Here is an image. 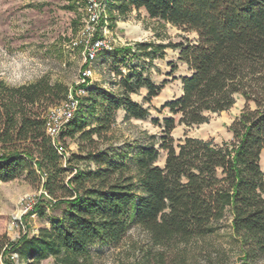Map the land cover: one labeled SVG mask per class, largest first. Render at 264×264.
<instances>
[{
    "label": "trees",
    "instance_id": "16d2710c",
    "mask_svg": "<svg viewBox=\"0 0 264 264\" xmlns=\"http://www.w3.org/2000/svg\"><path fill=\"white\" fill-rule=\"evenodd\" d=\"M114 2L120 15L144 10L149 19L195 35L166 45L138 42L134 52L114 49V66L136 58L150 63L163 58L167 48L176 51L188 71L178 77L181 93L159 108L168 117L161 123L152 119L161 129L159 136L100 149L98 141L118 111L126 120L150 115L131 96L145 89L143 101L149 103L166 80L156 84L143 67L131 64L118 80L119 95L86 86L59 136L62 141L77 133L78 151L62 164L44 121L46 109L60 105L69 90L45 76L13 87L0 81V181L38 173L42 199L47 197L49 208L60 211L59 217H48L47 228L8 244L6 253L24 264H40L48 257L53 264H91L95 243L118 246L138 228L156 248L140 264H186L178 254L168 261L164 251L212 235L228 215L242 264H250L254 254L264 255V170L259 163L264 152V0ZM95 34L90 42L97 39ZM174 70L173 65L169 74ZM236 97L244 104L228 127L231 141L185 136L174 142L176 125L205 123L210 115L229 110ZM97 103L103 105L101 114L86 129L85 117L95 113ZM161 151L162 166L157 164ZM41 206L34 204L28 215L40 212ZM4 263L12 264L7 259Z\"/></svg>",
    "mask_w": 264,
    "mask_h": 264
},
{
    "label": "rangeland",
    "instance_id": "374dc122",
    "mask_svg": "<svg viewBox=\"0 0 264 264\" xmlns=\"http://www.w3.org/2000/svg\"><path fill=\"white\" fill-rule=\"evenodd\" d=\"M114 3V0H0V81L7 86L28 84L43 76L51 83H62L69 92L83 86L79 80L87 62L84 51L95 32L97 39L106 40L110 48L98 52L95 59L86 65H90L92 74L86 82L87 86L95 84L119 95L118 80L131 64L143 67V73L156 84L166 80L161 92L149 103L143 101L145 89L131 96L135 102L147 107L150 115L143 120H126L123 111H118L115 121L98 141L100 149H119L134 142L146 141L150 135L159 136L161 129L152 123V119L157 118L161 123L162 118L168 117L165 111L158 110L164 102L180 95L178 77L188 74L186 66L177 60V52L170 48L164 50L163 58H154L150 63L136 58L133 62L127 60L116 66L112 65L114 49L125 47L134 52L138 42L166 45L181 41L183 36L190 39L195 36L168 23L149 19L144 10H131L120 15ZM89 4H94L99 14L94 33L88 30ZM173 65L174 73L169 74ZM243 104L244 101L236 97L229 110L210 115L205 123L198 126L176 125L171 131L174 142L185 136L212 139L215 143L231 141L228 127ZM102 108L103 105L97 103L95 113L85 117L86 129L95 125L94 120L101 114ZM77 135L62 138L66 157L77 153ZM163 160L164 152L161 151L157 164L162 166ZM259 163L264 170V152ZM62 164H66L64 160ZM78 166L83 167V164L78 163ZM42 193V179L38 173L24 172L13 180L0 181V264H6L4 259L12 264H24L15 254L6 253L8 244L16 242L24 234H37L40 227L47 228L49 216H60V211L49 208L48 198L42 199ZM38 202L42 204L41 211L28 215ZM219 224V229L212 235L164 251L166 259L170 261L178 254L186 264H242L244 256L233 236L229 216ZM150 248L156 251L147 234L133 228L118 246L95 243L91 248V264H140ZM39 262L53 264L51 257ZM249 263L264 264V255L254 254Z\"/></svg>",
    "mask_w": 264,
    "mask_h": 264
},
{
    "label": "built area",
    "instance_id": "2783aa9c",
    "mask_svg": "<svg viewBox=\"0 0 264 264\" xmlns=\"http://www.w3.org/2000/svg\"><path fill=\"white\" fill-rule=\"evenodd\" d=\"M88 30L93 32L95 30V25L98 22L99 14L96 11L94 4H89L88 9ZM94 33V32H93ZM106 48H110L107 45L106 40L103 39H95L89 42V46L85 48V61L88 63L92 62L97 53L105 50ZM80 83L84 84L76 89L75 93L69 92L67 99L62 101L60 105L56 107L50 108L45 115V134L50 137L56 152L63 156V160L66 157V152L64 149V145L62 141H60V134L65 129L66 125L70 122V120L75 115L76 110L78 109L79 97L84 96L86 94L85 87L90 80L91 67L88 65L81 71Z\"/></svg>",
    "mask_w": 264,
    "mask_h": 264
}]
</instances>
